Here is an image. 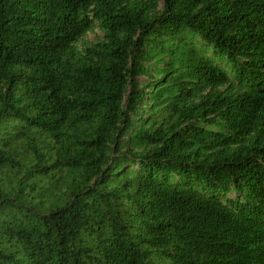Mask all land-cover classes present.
I'll return each mask as SVG.
<instances>
[{
  "label": "trees",
  "instance_id": "16d2710c",
  "mask_svg": "<svg viewBox=\"0 0 264 264\" xmlns=\"http://www.w3.org/2000/svg\"><path fill=\"white\" fill-rule=\"evenodd\" d=\"M0 264H264V0H0Z\"/></svg>",
  "mask_w": 264,
  "mask_h": 264
},
{
  "label": "rangeland",
  "instance_id": "374dc122",
  "mask_svg": "<svg viewBox=\"0 0 264 264\" xmlns=\"http://www.w3.org/2000/svg\"><path fill=\"white\" fill-rule=\"evenodd\" d=\"M102 38V33L98 29H94L93 31H90L86 37L81 39L77 46L82 49L85 47V44L89 40H96V39H101Z\"/></svg>",
  "mask_w": 264,
  "mask_h": 264
}]
</instances>
